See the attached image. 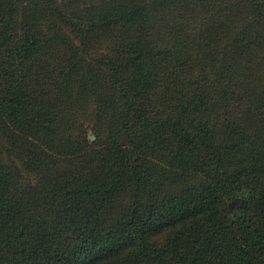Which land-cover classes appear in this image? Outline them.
<instances>
[{"label":"trees","instance_id":"16d2710c","mask_svg":"<svg viewBox=\"0 0 264 264\" xmlns=\"http://www.w3.org/2000/svg\"><path fill=\"white\" fill-rule=\"evenodd\" d=\"M217 1L0 0V264H264V0Z\"/></svg>","mask_w":264,"mask_h":264},{"label":"rangeland","instance_id":"374dc122","mask_svg":"<svg viewBox=\"0 0 264 264\" xmlns=\"http://www.w3.org/2000/svg\"><path fill=\"white\" fill-rule=\"evenodd\" d=\"M251 1H254V0H251ZM249 3H250V0H218L216 7H217V11L219 10L226 11V9L224 8L229 7L231 9L230 17L241 19L240 16H244V13H245L244 9L248 7Z\"/></svg>","mask_w":264,"mask_h":264},{"label":"water","instance_id":"95a60500","mask_svg":"<svg viewBox=\"0 0 264 264\" xmlns=\"http://www.w3.org/2000/svg\"><path fill=\"white\" fill-rule=\"evenodd\" d=\"M90 138H92V135L90 136ZM244 199H242L241 197H234L232 200H231V203H238V202H243Z\"/></svg>","mask_w":264,"mask_h":264}]
</instances>
